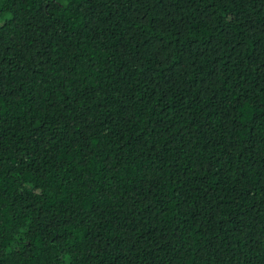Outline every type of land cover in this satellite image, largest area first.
<instances>
[{
	"label": "trees",
	"instance_id": "trees-1",
	"mask_svg": "<svg viewBox=\"0 0 264 264\" xmlns=\"http://www.w3.org/2000/svg\"><path fill=\"white\" fill-rule=\"evenodd\" d=\"M0 264H264V0H0Z\"/></svg>",
	"mask_w": 264,
	"mask_h": 264
}]
</instances>
